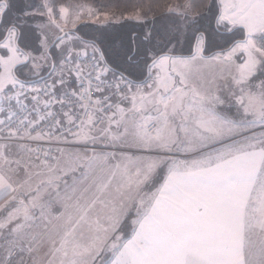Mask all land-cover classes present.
Listing matches in <instances>:
<instances>
[{"label": "snow or ice", "instance_id": "1", "mask_svg": "<svg viewBox=\"0 0 264 264\" xmlns=\"http://www.w3.org/2000/svg\"><path fill=\"white\" fill-rule=\"evenodd\" d=\"M69 15L0 0V264H264V0Z\"/></svg>", "mask_w": 264, "mask_h": 264}, {"label": "trees", "instance_id": "2", "mask_svg": "<svg viewBox=\"0 0 264 264\" xmlns=\"http://www.w3.org/2000/svg\"><path fill=\"white\" fill-rule=\"evenodd\" d=\"M183 0H59V3L67 4L69 2H82L85 4L93 5L99 7L102 12H116L119 14H131L135 12H141L142 15L147 14V20L151 22L152 20L160 21L161 19H167L165 15L167 9L173 5L174 2H182ZM217 4L218 0H217ZM174 18V17H172ZM205 25L211 30L215 25L214 21H205ZM87 26L89 29L98 30L110 37H120L131 31H138L141 29L142 25L139 22L125 21L119 25H111L104 28L95 27L92 25H81L76 28L79 31L81 28ZM83 34V33H81ZM48 74L47 71L42 73L45 77ZM34 80H39L34 78Z\"/></svg>", "mask_w": 264, "mask_h": 264}, {"label": "rangeland", "instance_id": "3", "mask_svg": "<svg viewBox=\"0 0 264 264\" xmlns=\"http://www.w3.org/2000/svg\"><path fill=\"white\" fill-rule=\"evenodd\" d=\"M184 3H185V0H183L182 2H174L171 7H177L179 5H183ZM218 3H219V0H218ZM65 5L70 8V15L68 17L66 31L70 30V29L71 30H76V28H78L81 25H92V26H95V27L104 28V27H108V26H111V25L122 24V23H124L127 20L137 22L135 20L129 19V17L135 15L138 12L131 13V14H125V15H123V14L121 15V14L116 13V12H108L110 18H109V21L106 24H101V22H99V21L93 22V20H91V19H89V20L82 19L79 22H76L75 29H73V21L75 19V15L78 13V11H80V10L87 11V9H89V8H91L93 10H99V11H101V10L99 9V7H96V6H93V5H89V4H85V3H82V2H78V3L69 2V3L65 4ZM179 10L182 11L183 9L180 8ZM139 13L142 15L141 12H139ZM101 20H103V17H101ZM240 62H241V60H237V63H240ZM3 71H4L3 67H0V73H3ZM21 78H23V77H21ZM261 79H264V76L258 77L255 80V84L259 85ZM5 105L6 104L3 101H0V106L4 107ZM13 105H14V103H13ZM6 107H7V105L5 106V108ZM0 119H1V117H0Z\"/></svg>", "mask_w": 264, "mask_h": 264}, {"label": "built area", "instance_id": "4", "mask_svg": "<svg viewBox=\"0 0 264 264\" xmlns=\"http://www.w3.org/2000/svg\"><path fill=\"white\" fill-rule=\"evenodd\" d=\"M47 79V78H45ZM35 86L36 87H41V81L40 80H35ZM32 87V85L29 86V89L26 90V97H21V100L23 102L24 105H26V111L25 114H27L28 112H32V117L31 118H35L38 115H42L44 111H52V112H58L60 111V105L58 103H53L52 106L48 109L44 108V101H47L49 99V97L47 96H40L39 100L40 103H37V101L33 100L32 97L33 95H35L34 93H32L30 91V88ZM60 97L57 96V100ZM12 103H14L15 105V101H13ZM6 106V105H5ZM19 105H15L16 109H19ZM36 109L35 112H33V109ZM64 111H67V109H64ZM3 119V117L1 118ZM51 123V119L49 118V120L46 121H40V126L43 127L44 129H47L49 127V124ZM60 133H57V135H59ZM34 147H41V148H52L54 149L56 147L54 142H49V141H40L37 144L33 145ZM53 155L55 154L54 152L52 153ZM41 159H43V155L41 154Z\"/></svg>", "mask_w": 264, "mask_h": 264}, {"label": "crops", "instance_id": "5", "mask_svg": "<svg viewBox=\"0 0 264 264\" xmlns=\"http://www.w3.org/2000/svg\"><path fill=\"white\" fill-rule=\"evenodd\" d=\"M5 107V106H4ZM0 117L2 118L3 117V115L2 114H0Z\"/></svg>", "mask_w": 264, "mask_h": 264}, {"label": "water", "instance_id": "6", "mask_svg": "<svg viewBox=\"0 0 264 264\" xmlns=\"http://www.w3.org/2000/svg\"><path fill=\"white\" fill-rule=\"evenodd\" d=\"M50 71V70H49ZM45 78H48V74L45 76Z\"/></svg>", "mask_w": 264, "mask_h": 264}]
</instances>
